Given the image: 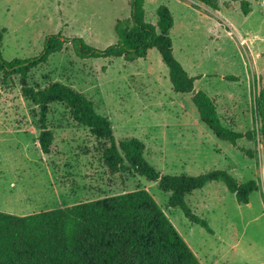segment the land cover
Listing matches in <instances>:
<instances>
[{"label": "rangeland", "instance_id": "374dc122", "mask_svg": "<svg viewBox=\"0 0 264 264\" xmlns=\"http://www.w3.org/2000/svg\"><path fill=\"white\" fill-rule=\"evenodd\" d=\"M169 1H148L149 22L157 20L153 5L168 6ZM248 1L252 8L248 16L238 0H224L228 9L222 8L218 18L207 13L211 24H201L191 34L186 31L188 21L199 25L193 6L186 0L171 4L178 22L181 20L174 35L177 55L182 51L189 71L203 75L199 90L235 94L236 106L220 100V114L243 133L257 127L255 108L264 102V95L263 100L259 98L264 88V0ZM130 15L129 0H0V29H6L2 54L7 61L39 57L48 37L60 32L103 50L117 43L115 27ZM220 20L230 21L235 35L212 25ZM155 55L149 59L159 74L161 62L155 61ZM141 65L123 58L81 59L69 43L47 64L32 70L28 82L41 88L61 82L85 94L98 113L110 120L117 142L126 138L143 141L146 160L161 174L198 176L225 170L241 182L257 180L261 190L251 195L250 203L239 204L222 182L194 191L193 203L188 204L208 221L214 232L209 234L191 223L180 208H168L169 194L156 183L136 174H111L102 157L104 142L78 125L62 104L51 105L48 127L54 141L51 153L43 154L38 110L23 98L15 77L6 85L0 79V212L28 216L141 188L154 197L201 264H264L261 136L256 141L239 140L237 150L205 124L196 134L180 131L175 125L165 129L160 119L182 115L178 105L184 94L167 92L148 83L146 77L134 75ZM225 76H235L238 81L225 80ZM161 96L163 105L159 106ZM188 105L198 115L191 99ZM240 149H252L255 158L249 159ZM237 168L245 169L242 176ZM199 199H206V204Z\"/></svg>", "mask_w": 264, "mask_h": 264}, {"label": "trees", "instance_id": "16d2710c", "mask_svg": "<svg viewBox=\"0 0 264 264\" xmlns=\"http://www.w3.org/2000/svg\"><path fill=\"white\" fill-rule=\"evenodd\" d=\"M215 11L219 0H194ZM245 16L252 12L248 0H238ZM129 19L118 21L116 44L100 50L82 38H67L61 32L48 37L41 56L7 61L2 54L6 29H0V79L6 85L15 77L20 81L23 98L38 110L39 144L49 155L54 133L48 127L52 104H62L78 125L104 142L102 157L111 174L130 173L146 178L169 194L168 208H180L185 217L213 234L208 221L191 209L187 197L211 182H222L239 204H249L261 187L257 180L241 182L225 170H213L198 176L164 175L145 158L146 145L138 138L117 142L110 120L100 115L94 101L61 82L45 87L31 86L30 72L48 63L49 58L72 43L81 59H118L134 62L156 49L169 70L173 90L192 94L201 121L214 135L233 146L239 140H258L261 136L264 158V102L255 108L257 127L246 133L225 124L216 102L205 91H195V81L174 54L171 30L174 16L166 5L157 8V24L146 21L145 0H130ZM197 9L200 6L195 5ZM228 81H238L227 76ZM264 88L259 98L263 100ZM249 159L252 149H240ZM0 264H201L196 254L172 224L165 211L146 189L119 196L82 202L28 216L0 212Z\"/></svg>", "mask_w": 264, "mask_h": 264}, {"label": "crops", "instance_id": "0c3cea01", "mask_svg": "<svg viewBox=\"0 0 264 264\" xmlns=\"http://www.w3.org/2000/svg\"><path fill=\"white\" fill-rule=\"evenodd\" d=\"M148 1L149 0H145V11H146V21L147 22H149V20H148V13H147V10H146V5H147ZM174 1L175 2H181V0H174ZM186 1L189 2L193 6L194 11H195L194 12L195 13L194 14V18H195L196 22L199 24L198 26H196V25H194V23H192V21L189 20L188 23H187V25H189V27L186 29V31L189 34L193 33L194 30L199 31L201 24L204 25V26L207 25V24H211V21L212 20H211V16L210 15L215 16V17L218 18V16L220 15V13H222L221 9L224 8V7L226 8V6L224 5V0H222L221 3L219 2V10H217V11H215V10H213V9L205 6V5L199 4V3L195 2L194 0H186ZM169 3L170 4H168V7L171 10V12H172V14L174 16V20H175L174 27L171 30V38L173 40L174 54H175L176 58L179 60V62L183 65V67L185 68V70L189 73L190 76H192V77H199V79H197L195 81V91L198 92L200 90L197 88V84L200 81V79L203 77V75H201V74H194L193 72H190L189 71V68H187L188 66H186L187 64H185V63H188V62H185L186 61L185 60V56L182 53V51H179L180 56L177 55V46H176V43H175V40H174V35L177 32L176 30H177V28H178L179 23L181 22V20H180V22H178V20L176 18V15L174 14V12L172 10L171 4L173 3V0H170ZM129 5H130V0H129ZM195 5L200 6L201 9L200 10L197 9L195 7ZM159 6H161V5H158V4H156L155 6L153 5L152 12L154 13L155 10L157 11V8ZM226 9H228V8H226ZM207 13L210 14V15H208ZM156 16H157V14H156ZM157 21H158V18H157V20H154L153 19L149 23L157 24ZM185 21H187V19ZM213 24L222 26V29L221 30L225 31L226 34H228L230 36L231 35H235V31H234L235 28H234L233 24L230 21H228V20L227 21L226 20L225 21L224 20H220V24L219 23H214V22L212 23V25ZM183 42L184 43H187V41H185V40ZM152 54H156L155 55V59H156L155 61H160L161 62L159 74H155V70L152 68V62L149 59V57ZM110 60H114V59H110ZM134 62H142L141 67L135 70L134 75L137 74L138 77H141V76L142 77H146L148 83L149 82H153L154 84H157L158 86H160L162 88H166L167 92H172L173 87H172V84L170 82L169 70L166 71V69H164V67L162 65L163 61H162L161 55H160V53L156 49L149 50L146 58H140L138 60H135ZM226 77L227 76L224 77L225 80H226ZM206 93L211 98H213L215 100L219 114H220V100H223V101L225 100L227 102L228 101H231L232 104H233V106H236V103L234 102L235 101V94L225 95L223 92H221L219 90H212V92H206ZM162 96L158 98L159 104H161L159 106H162L163 105L162 99H163V97L165 98V95L163 97ZM183 98H184V100H182L181 102H179V105H178L179 111L182 113V115L181 116L180 115L179 116H174V117L170 118L169 120L166 119V118H163L162 120L160 119V121H164L163 123H164V128L165 129H169L170 126L175 125L176 128L178 130H180V131L188 132L190 134L191 133L196 134V132L199 133V128L200 129H203L204 127H203L202 124H204V123L201 121V119L199 117V114L198 115L196 114V111L194 110V108L193 107H190L191 105H188L189 100L191 99V101H192V94H184V97ZM196 110H197V108H196ZM221 118H222V120H223V122L225 124H227L228 126H230V127H232V128H234V129L237 130L236 124L233 123V125H232V122L225 121L224 117H222V116H221ZM233 147L238 150L237 147H235V146H233ZM247 169H250V166L247 167ZM237 170H238L239 176H242V173L244 172L245 169H243V168H237ZM193 194H194V192H192V194L187 197V202L190 203V204L193 203V201L191 199L192 196H193ZM199 201L201 203H203V204H206V199H202V200L199 199Z\"/></svg>", "mask_w": 264, "mask_h": 264}]
</instances>
